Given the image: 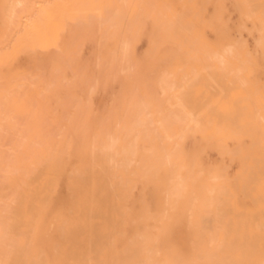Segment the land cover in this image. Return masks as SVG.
Returning a JSON list of instances; mask_svg holds the SVG:
<instances>
[{"label":"bare ground","instance_id":"obj_1","mask_svg":"<svg viewBox=\"0 0 264 264\" xmlns=\"http://www.w3.org/2000/svg\"><path fill=\"white\" fill-rule=\"evenodd\" d=\"M200 1L63 0L113 41L105 72L136 71L121 107L96 123L77 93L87 70L71 52L45 80L2 69L52 36L61 3L1 0L0 264H264V81L254 75L264 67V0H231L234 27L226 0ZM142 15L160 35L150 72L160 99L139 81ZM168 43L175 49L160 48ZM41 94L76 102L66 123L52 112L42 123ZM191 135L202 137L194 151ZM208 146L239 162L234 177L225 163L205 164Z\"/></svg>","mask_w":264,"mask_h":264},{"label":"rangeland","instance_id":"obj_2","mask_svg":"<svg viewBox=\"0 0 264 264\" xmlns=\"http://www.w3.org/2000/svg\"><path fill=\"white\" fill-rule=\"evenodd\" d=\"M54 1L61 4L59 5L58 17L51 24L52 36L43 43L23 46L19 52L10 55L7 63L2 66V69L5 73L22 74L27 77L40 73L39 75L45 80L55 67L68 63L66 61V59H68L66 53L71 52V54H69L79 59V62L87 70V84L79 88L77 93L79 97L85 99V103L87 101V106H90L91 110L88 114L91 119L99 123L103 121V116L111 113L115 106L121 107L124 100L123 97L132 87L131 77L136 71L134 69V71L125 70V64H123L120 68H117V70H112L110 73L107 71L105 72L102 59L105 57L110 61L111 54L108 49L112 46L113 41L103 38L102 26L99 22L90 21L88 18L86 21L82 17L84 14L78 12L75 7L73 8L68 5L64 6L63 0ZM74 1L77 0H72V2ZM200 2L203 3L204 0ZM225 4L228 10L227 15L230 17V24L234 27L239 21V13L234 8V4L231 0H226ZM204 6L206 8V15L209 18L213 14L214 5L213 3H206ZM3 9H5V6H1L0 3V27L4 18ZM141 21L142 28L135 39V56L138 62L139 81L142 85H145L147 90H149L156 99H160V97H162V91L157 83L158 75L157 73L150 75L152 69L156 68V64L152 63L153 58L151 49L155 45L154 41L159 40L158 43L161 44L160 35L154 28L152 17L142 15ZM86 24L87 28L90 26L91 28L87 30V33H89L86 39L81 41L84 36L83 28ZM229 32L238 37V34L234 30ZM207 36L209 38H215L216 33L212 32V30H208ZM244 38L247 39L250 48L253 50L256 44L255 37L244 34ZM160 48L162 50L169 48L174 50L175 45L168 43L166 46L162 45ZM178 55L183 59L185 53L179 52ZM259 62L260 66L254 75L261 81H264L263 62ZM67 73L71 75L70 68H67ZM39 99L43 103L44 108L45 105H47V108L42 112L41 118L42 123L45 125H49L50 123L48 114L52 115L51 112L61 125L66 123L69 112L75 111L76 102L66 98L65 94L60 98H56V96L47 98L46 94H41ZM201 141V135H191L186 140V147L194 151L199 148V146H202L199 145ZM247 142L248 139L245 140V143ZM229 143L231 146L234 144L233 141H229ZM202 158L207 166H218L225 163L228 166V173L231 177H234L239 171V162L237 160L232 161L229 157H224L217 148L212 146H208L205 149ZM60 191L65 193L63 186Z\"/></svg>","mask_w":264,"mask_h":264}]
</instances>
